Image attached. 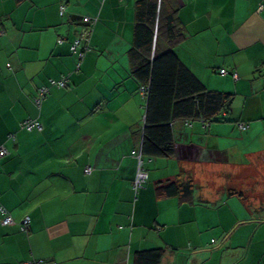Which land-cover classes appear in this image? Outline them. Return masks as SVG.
I'll use <instances>...</instances> for the list:
<instances>
[{"label": "crops", "instance_id": "obj_1", "mask_svg": "<svg viewBox=\"0 0 264 264\" xmlns=\"http://www.w3.org/2000/svg\"><path fill=\"white\" fill-rule=\"evenodd\" d=\"M136 1L0 0V205L13 220L4 226L0 213V264H136L154 249L161 264H264V195L247 196L255 178H234L264 155V0H177V55L234 99L226 121L175 123V155L145 156L139 191L147 99L128 58ZM63 78L39 107L38 90ZM170 183L192 192L158 193Z\"/></svg>", "mask_w": 264, "mask_h": 264}, {"label": "trees", "instance_id": "obj_2", "mask_svg": "<svg viewBox=\"0 0 264 264\" xmlns=\"http://www.w3.org/2000/svg\"><path fill=\"white\" fill-rule=\"evenodd\" d=\"M21 3L25 0H16ZM177 0H137L134 41L128 52L134 79L147 88L142 152L149 158L176 153L173 125L180 121L205 124L226 121L234 95L208 90L186 67L174 49L185 40ZM85 22V21H84ZM224 116V117H223ZM193 185L160 187L169 195H190ZM163 249L141 251L136 264H161Z\"/></svg>", "mask_w": 264, "mask_h": 264}, {"label": "built area", "instance_id": "obj_3", "mask_svg": "<svg viewBox=\"0 0 264 264\" xmlns=\"http://www.w3.org/2000/svg\"><path fill=\"white\" fill-rule=\"evenodd\" d=\"M60 12L61 15H63L65 13V6L62 5L60 7ZM85 22L87 24L90 25H94L97 22V19H90V18H86ZM85 41H89V35L86 34L84 37ZM59 43H62V41H60ZM79 45H80V40H76L71 47L72 52L74 53H79L80 58H83L84 56V52L86 50H88V48H83L81 51H79ZM263 72H264V66H263ZM221 74L223 75H227V71L226 70H222ZM233 78L235 80L238 79V75L237 74H233ZM68 84V80L66 78H63L61 80H51L49 83V86H44L41 87L38 90V96L35 99L36 104L40 107L42 104V101L45 99V97L50 93V89L52 87H57V88H65ZM143 95L146 97L147 99V88L146 87H142L141 88ZM145 127V124H144ZM240 127H242V129H246V126L244 124H241ZM21 128L24 130H28V131H33V130H39L41 131L43 129L42 124L37 121V120H25L24 122L21 123ZM8 154V151L5 147L0 146V160L3 159L4 157H6ZM136 158L138 159V168H137V172H136V176L134 179V189L136 191H139L141 189L144 188L145 183L148 181L149 179V174L147 172V170L144 167V156L142 151H140V153H137ZM85 172L90 174L92 172V168L91 167H87L85 169ZM0 213L3 216L2 219V224L4 226L10 225L13 223L12 217L9 215L8 211L2 206L0 205ZM30 225V219L26 218L24 221V225L22 227L23 230H26L28 228V226ZM34 264H48L45 262H38V263H34Z\"/></svg>", "mask_w": 264, "mask_h": 264}, {"label": "rangeland", "instance_id": "obj_4", "mask_svg": "<svg viewBox=\"0 0 264 264\" xmlns=\"http://www.w3.org/2000/svg\"><path fill=\"white\" fill-rule=\"evenodd\" d=\"M177 47L174 49V51L176 53H178L179 55H181V51ZM262 138L264 139V135L262 136ZM250 145H254V148H255V143L254 144L252 143ZM242 146H244V145H242ZM263 156L260 157V155H257L256 156L257 161L253 160V162L250 166H247V167H245V169H242V171L235 174V177H234V178H236L235 180H237V179L240 180V183H242V184L245 183V180L248 181V180H253L255 178V180H256L255 183L247 185L248 190L246 191L247 196L252 198L253 200H257L261 194L264 195V166H263V168H260V166H258V163L261 161H262V165H264L263 164V162H264ZM240 159L242 160V162H246L249 160L246 158L245 155L240 156ZM260 159H263V160H260ZM151 161H152V158H150L149 162H151ZM153 169H154V167H153ZM156 169H157L156 172L158 174L163 172V170H159V167H157ZM160 169H161V167H160ZM246 170H248V171H246ZM236 171H237V169H236ZM250 171L251 172L253 171V172L251 173ZM228 178H233V177H231V175H229V174H225L221 178L215 177L213 180L210 178L208 181L211 183V181L213 182L214 180L221 179V181L225 184L226 181L224 179H228ZM205 183L206 184L204 185V187L207 188L206 185L208 182H205ZM232 185H234V184H232ZM223 188H225V187H223ZM196 197H199V196H196Z\"/></svg>", "mask_w": 264, "mask_h": 264}]
</instances>
